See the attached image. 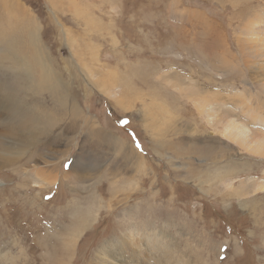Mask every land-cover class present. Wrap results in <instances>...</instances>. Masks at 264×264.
Segmentation results:
<instances>
[{"label": "rangeland", "instance_id": "374dc122", "mask_svg": "<svg viewBox=\"0 0 264 264\" xmlns=\"http://www.w3.org/2000/svg\"><path fill=\"white\" fill-rule=\"evenodd\" d=\"M18 17L83 115L40 117L20 153L0 139V264H264V155L229 134L264 129V0H0V24ZM0 46L8 108L23 86Z\"/></svg>", "mask_w": 264, "mask_h": 264}, {"label": "bare ground", "instance_id": "6f19581e", "mask_svg": "<svg viewBox=\"0 0 264 264\" xmlns=\"http://www.w3.org/2000/svg\"><path fill=\"white\" fill-rule=\"evenodd\" d=\"M2 6H3V8H5V10H7L9 8L8 3H5V5H2ZM8 10H10V8ZM28 19L30 20V22L28 21ZM40 26L41 25L35 19H34V21H33V19H30V18H26V20H25V17H22V18L18 17V20L16 23L7 22V23H3V24L1 23L0 24V43L5 47L6 50H9V52H11L13 54V56H10L11 55L10 54L8 57H6L7 60H5V62L11 61L10 63L15 65L16 72L18 71L19 74H21V75H19L18 81L21 83L20 86H23L22 101L18 100L19 99L17 96L18 93L16 94L13 92V94H11V96H16L17 102H15V103L11 102V104L9 103V101H8L9 99L7 98L9 96L4 94V92H3L4 89L2 86H0V101H2L4 99L3 97H6L8 99L6 101L9 104L8 108H7V106L4 107L3 105L2 106L0 105V109L2 108L0 110V120H2V121L6 120L7 121L6 118H9L10 116H11V118H13V121H11L7 124H3L4 134L0 135L1 146H4V139L8 138V134L17 135V137L20 136V138L15 140L16 143H14L13 141L10 142L12 139L10 141L9 140L6 141L5 145H6V149H8L7 150L8 152H11V150H14L15 153H17V152L20 153L25 148L33 146L36 142L38 143V139H39L38 134H40V132H42V130L44 129V125H42L40 120H39L40 117L53 119L51 112H53V116L55 115L54 112L57 113V115H61L65 112H67V113L73 115L74 116V117L72 116L73 118H76L80 115V113H82L81 110L76 105L71 104V92H72L71 89L73 91H75V90H74V87H71L70 85H66V79L64 76L65 73L62 74L61 66L58 67V69H60V70H58L55 67L56 65L53 68L51 66L52 64L48 60L49 58H47V55L44 52V48L41 44L42 39L40 37V35H41L40 34V29H41ZM17 29L20 31L21 38H22L23 34H24V38L26 37L25 39H27L26 40L27 46L25 44H24L25 46H23V43L17 44L16 40L14 38H12V36L7 37V33L17 31ZM27 30H28V34L25 36V33L27 32ZM66 34H65V36H66ZM66 37H68V36H66ZM214 40H215V44L218 43V41L215 38H214ZM24 47H27L28 52H29L30 47L32 49L34 48L33 49L34 51L32 50L33 55L35 52L36 56L35 55L34 56L39 58V59H35L36 60L35 65H33L35 63V60L33 63L29 64V62L26 61V58H24V56H25L23 54L24 53ZM214 47H216V46H214ZM75 54L76 53L74 52L73 55H75ZM2 55H4V54H2ZM225 61H227V60H225ZM63 64H64L63 66H65V67L68 66V64L65 60H64ZM8 70H6V71H8ZM87 70L90 73L89 69H87ZM2 72H3V69H2ZM173 76H174V74H172L170 76V78L175 79V77H173ZM179 81L182 82L183 80L181 78H177L176 82H179ZM92 84H94V83H92ZM94 86H95V84H94ZM43 94L48 95V98L51 102V105H50V108H52L51 110L46 108L47 107L45 105L46 101H45V98L43 97L44 96ZM209 94L205 95V99H204V101H203V99L201 100V104H198V107H201V111L202 112L205 111L207 114H209L210 111L215 109L214 108L215 106H213L214 105L213 102H215L217 100L213 96H211V94L210 95ZM196 97L197 96L195 95V98ZM36 99H37V102H36ZM40 100L42 101L43 106L39 105ZM198 101H200V99ZM0 104H1V102H0ZM252 112L254 115H250L251 121L252 122L253 121H259L260 122V120H256L255 118H262V116H260L259 113L254 112V110H252ZM14 115L19 116L20 118L17 119L15 117H13ZM82 115H83V113H82ZM81 117H83V116H81ZM27 118L30 120L31 124L26 122ZM262 119L264 120V117ZM53 120H56V119H53ZM72 121H74V120H72ZM229 126L231 128L235 127L232 124L231 120L228 122L226 127H229ZM45 131H46V129H45ZM238 133L239 134H232L231 132H229V134L233 135V137L237 138L241 144H243L246 148H249L250 151L252 150L254 152H257L258 154L264 155V129L263 130L255 129V130H250L248 132L244 131V132H238ZM42 135H43V132H42ZM158 145H160V144H158ZM8 154H10V153H8ZM9 156L10 155H8V157ZM8 157L5 158L7 160V162H9ZM40 173H42V174L45 173V170H40ZM48 174H50V172ZM228 175H229V173H228ZM231 176H234V175L232 174ZM47 177H49V176H47ZM263 178H264V176H263ZM46 181H47V178H46ZM45 184L46 183H44V185ZM254 188H255L254 190H260L261 192L264 191V180L255 182ZM237 190L241 193H247V192L243 191V188L241 186H238ZM88 218H89V214L87 216L85 215V217H83L81 220H78L77 223L75 224L76 227H82L87 222ZM153 235H154L153 232L152 233H146V235H145V241H146L145 246L148 247V249L150 251L157 249V248L159 249V246H158L159 244L157 241L158 238L156 236H153ZM162 247H164V246H162ZM70 250H71L70 248L67 249L66 247H63L62 252H63V254H67L70 252ZM115 250H117V248ZM166 250H167V248H166ZM182 264H186V263L182 262Z\"/></svg>", "mask_w": 264, "mask_h": 264}]
</instances>
